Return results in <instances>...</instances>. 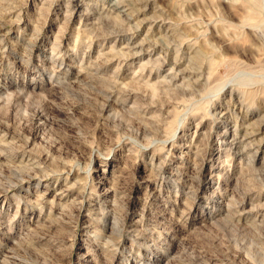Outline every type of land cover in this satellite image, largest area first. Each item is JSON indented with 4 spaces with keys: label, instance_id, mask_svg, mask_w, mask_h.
<instances>
[{
    "label": "rangeland",
    "instance_id": "rangeland-1",
    "mask_svg": "<svg viewBox=\"0 0 264 264\" xmlns=\"http://www.w3.org/2000/svg\"><path fill=\"white\" fill-rule=\"evenodd\" d=\"M132 1L0 0V264H264V0Z\"/></svg>",
    "mask_w": 264,
    "mask_h": 264
},
{
    "label": "bare ground",
    "instance_id": "bare-ground-1",
    "mask_svg": "<svg viewBox=\"0 0 264 264\" xmlns=\"http://www.w3.org/2000/svg\"><path fill=\"white\" fill-rule=\"evenodd\" d=\"M7 1V0H6ZM72 0H69V2H71ZM119 1V0H118ZM134 1V0H133ZM132 1V2H133ZM137 1V0H136ZM158 1V0H157ZM230 1V0H229ZM235 1V0H234ZM244 1H247V0H244ZM253 1H255V0H253ZM252 1V2H253ZM115 2H117V1H115ZM232 2H233V0H232ZM240 2H242V1H240ZM250 3V4H252L253 5V3L251 2V0H248L247 1V3ZM256 2V1H255ZM258 2L260 3V0H258ZM9 3V2H8ZM76 3V2H75ZM118 3V2H117ZM116 3V4H117ZM227 3V2H226ZM246 2H244V4H245ZM247 3H246V5H247ZM257 3V2H256ZM255 3V4H256ZM259 3H257V4H259ZM68 4V3H67ZM114 4V3H113ZM123 4V3H122ZM231 4V3H230ZM242 4H243V2H242ZM249 4V5H250ZM264 4V3H263ZM75 5V7L73 8V10H72V12H74L75 10H76V6H77V4H74ZM118 5V4H117ZM144 5H145V3H144ZM153 5V4H152ZM245 5V6H246ZM244 6V7H241L242 9L243 8H249V7H251V6ZM17 6V5H16ZM227 6H228V4H227ZM233 6V5H232ZM242 6V5H241ZM257 5H254V7H256ZM10 7V6H9ZM158 7H159V4H158ZM238 7V6H237ZM144 8V7H143ZM157 8V7H156ZM232 8H234V7H232ZM238 8H240V7H238ZM253 8V7H252ZM258 8V7H257ZM256 8V9H257ZM67 9V8H66ZM162 9V8H161ZM241 9V10H242ZM237 10V9H236ZM245 11H246V9H244ZM244 10H242L243 12H242V15L243 16H246L245 14H244ZM250 10H251V8H250ZM139 11V10H138ZM161 11V10H160ZM264 11V10H263ZM232 12V11H231ZM251 12H253V10H251ZM260 12H262V11H260ZM153 13V12H152ZM151 13V14H152ZM230 13V12H229ZM248 11H247V15H248ZM253 13H255V14H257L256 12H253ZM5 14V13H4ZM166 14V13H165ZM262 14H263V12H262ZM155 15H156V13H155ZM154 15V16H155ZM159 15V14H158ZM227 15V14H226ZM104 16V15H103ZM108 16V15H107ZM126 16H127V14H126ZM234 16V15H233ZM242 16V17H243ZM250 16H251V13H250ZM128 17V16H127ZM161 17V16H160ZM228 17H229V15H228ZM237 17V16H236ZM240 17V16H239ZM241 17V18H242ZM247 17V16H246ZM254 17H256V16H254ZM257 17H258V15H257ZM256 17V18H257ZM155 18V17H154ZM193 18V17H192ZM245 18V17H244ZM252 18V17H251ZM255 18V19H256ZM259 18H262V16L261 17H259ZM258 18V19H259ZM111 19H112V17H111ZM114 19V18H113ZM225 19V18H224ZM234 19V18H233ZM247 19H248V17H247ZM253 19V18H252ZM251 19V20H252ZM150 20H151V18H150ZM232 20V19H231ZM230 20V21H231ZM240 20V19H239ZM3 21H4V19H3ZM3 21H0V32L1 31H3V29H4V22ZM114 21V20H113ZM253 21V20H252ZM258 21V20H257ZM111 22V21H110ZM233 22V21H232ZM239 22V21H238ZM109 23V22H108ZM255 23H257V22H255ZM254 23V24H255ZM151 24V23H150ZM218 24V23H217ZM253 24V23H252ZM174 25V24H173ZM178 25V24H177ZM191 25V24H190ZM221 25H223V24H221ZM230 25V24H229ZM133 26V25H132ZM174 26H176V25H174ZM213 26V25H212ZM215 26V25H214ZM244 26V25H243ZM264 26V25H263ZM135 27V26H134ZM137 27V26H136ZM188 27V26H187ZM191 27V26H190ZM202 27V26H201ZM231 27V26H230ZM238 27V26H237ZM239 27H240V25H239ZM250 27V26H249ZM253 27V26H252ZM150 28V27H149ZM195 28V27H194ZM205 28V27H204ZM218 28H219V26H218ZM229 28V27H228ZM131 29V28H130ZM134 29V28H133ZM175 29V28H174ZM199 29V28H198ZM223 29H225V28H223ZM249 29V28H248ZM257 29V28H256ZM155 30V29H154ZM197 30V29H196ZM227 30V29H226ZM234 30V29H233ZM230 31V30H229ZM4 32V31H3ZM156 32V31H155ZM202 32V31H201ZM200 32V33H201ZM179 33V32H178ZM196 33V32H195ZM219 33H221V32H219ZM218 33V34H219ZM151 34V33H150ZM176 34H177V32H176ZM175 34V35H176ZM182 34V33H181ZM180 34V35H181ZM221 34H223V33H221ZM215 35V34H214ZM253 35H254V33H253ZM192 36V35H191ZM160 37H162V36H160ZM159 37V38H160ZM176 37V36H175ZM189 37V36H188ZM187 37V38H188ZM234 37V36H233ZM243 37V36H242ZM241 37V38H242ZM170 38V37H169ZM184 38H185V36H184ZM183 38V39H184ZM237 38V37H236ZM141 39H143V38H141ZM148 39V38H147ZM172 39V38H171ZM170 39V40H171ZM177 39V38H176ZM179 39V38H178ZM239 39V38H238ZM128 40V39H127ZM156 40V39H155ZM237 40V39H236ZM154 41V40H153ZM178 41V40H177ZM148 42H150V41H148ZM204 42V41H203ZM209 42V41H208ZM232 42V41H231ZM128 43H130L131 44V46H132V44H134L135 43V41L132 39L131 41H129ZM154 43V42H153ZM171 43V42H170ZM123 44V43H122ZM126 44V43H125ZM151 44V43H150ZM187 44V43H186ZM191 44V43H190ZM189 44V45H190ZM194 44V43H193ZM206 44V43H205ZM2 46H3V44H2ZM135 46V45H134ZM4 47V46H3ZM150 47V46H149ZM177 47V46H176ZM187 47V46H186ZM124 48V47H123ZM136 48V47H135ZM190 48V47H189ZM209 48V47H208ZM145 49V48H144ZM264 49V48H263ZM118 50V49H117ZM125 50V49H124ZM131 50V49H130ZM193 50H194V48H193ZM192 50V51H193ZM208 51H209V49H207ZM123 51V50H122ZM137 51V50H136ZM144 51V50H143ZM172 51H174V50H172ZM176 51H177V49H176ZM188 51V50H187ZM196 51V50H195ZM201 51V50H200ZM198 52V50L196 51V53ZM260 52V51H259ZM264 52V51H263ZM117 53V52H116ZM118 53H122V52H118ZM261 53V52H260ZM193 54V53H192ZM191 54V55H192ZM219 54V53H218ZM123 55V54H122ZM189 55V54H188ZM187 55V56H188ZM196 55V54H195ZM205 55V54H204ZM214 55H215V53H214ZM254 55V54H253ZM260 55V54H259ZM193 56H194V54H193ZM208 56V55H207ZM256 56H257V54H256ZM190 57V56H189ZM197 57V56H196ZM203 57V56H202ZM251 57V56H250ZM254 57V56H253ZM252 57V58H253ZM157 58V57H156ZM176 58V57H175ZM200 58V57H199ZM252 58H250V60L252 59ZM152 59V58H151ZM202 59V58H201ZM249 59V58H248ZM262 59V58H261ZM155 60V59H154ZM254 60V59H253ZM149 61V60H148ZM170 61H171V59H170ZM175 61V60H174ZM199 61V60H198ZM210 61V60H209ZM262 61V60H261ZM152 62H154V61H152ZM157 62V61H156ZM200 62H202V61H200ZM199 62V63H200ZM254 62V61H253ZM174 63V62H173ZM198 63V62H197ZM155 64V63H154ZM264 64V63H263ZM91 65V64H90ZM158 65V64H157ZM156 65V66H157ZM210 66V65H209ZM191 67V66H190ZM204 67H205V65H204ZM213 67V66H212ZM188 67H186L185 69H187ZM183 69V68H182ZM208 68H206V70H207ZM210 69V68H209ZM212 69V68H211ZM181 70V69H180ZM211 71V70H210ZM208 73V72H207ZM175 74V73H174ZM174 74H173V76H174ZM162 75V74H161ZM195 75V74H194ZM160 76V75H159ZM187 76V75H186ZM192 76V75H191ZM204 76V75H203ZM208 77V76H207ZM172 78V77H171ZM178 78V77H177ZM185 78V77H184ZM183 78V79H184ZM157 79V78H156ZM173 79V78H172ZM171 79V80H172ZM196 79V78H195ZM60 80V79H59ZM110 80V79H109ZM180 80H181V78H180ZM114 81V80H113ZM155 81V80H154ZM99 82V81H98ZM111 82H112V80H111ZM149 82V81H148ZM158 82V81H157ZM170 82V81H169ZM176 82V81H175ZM180 81H178L177 83H179ZM203 82V81H202ZM165 83H167L166 81H165ZM182 83V82H181ZM183 83H185V82H183ZM187 83V82H186ZM185 83V84H186ZM67 84V83H66ZM174 84V83H173ZM173 84H171L172 86H173ZM224 84H226V83H224ZM260 84V83H259ZM63 85V84H62ZM107 85V84H106ZM117 85V84H116ZM115 85V86H116ZM175 85V84H174ZM187 85V84H186ZM190 85V84H189ZM189 85H187L188 87H190ZM196 85V84H195ZM65 86V85H64ZM125 86V85H124ZM152 86V85H151ZM161 86V85H160ZM170 86V85H169ZM185 87V85L183 86V88L181 87V85H180V83L177 85V92H178V89L179 90H181L180 92H182V90H184V87L185 88H188V87ZM192 86V85H191ZM107 87V86H106ZM164 86H162V88H163ZM166 87H168V86H166ZM101 88V87H100ZM108 88H110V87H108ZM120 88V87H119ZM145 88V87H144ZM173 89L175 88V87H172ZM198 88V87H197ZM99 89V88H98ZM107 89V88H106ZM111 89V88H110ZM137 89V88H136ZM167 89V88H166ZM176 89V88H175ZM130 90H131V88H130ZM191 90V89H190ZM252 90V89H251ZM125 91V90H124ZM134 91H135V89H134ZM134 91L133 90H131V91H128V89H126V92H125V95L126 94H129L130 96L131 95H133L134 96ZM154 91V90H153ZM162 91H163V89H162ZM162 91H161V93H162ZM170 91V90H169ZM168 91V92H169ZM231 91H232V89H231ZM243 91V90H242ZM255 91V90H254ZM257 91V90H256ZM106 92H108V91H106ZM141 92V91H140ZM150 92V91H149ZM165 92V91H164ZM190 92V91H189ZM196 92H197V90H196ZM246 92V91H245ZM244 92V93H245ZM111 93V92H110ZM115 93V92H114ZM124 93V92H123ZM144 93V92H143ZM148 93V92H147ZM154 93V92H153ZM171 93V92H170ZM183 93H184V91H183ZM192 93V92H191ZM142 94V93H141ZM148 94H150V93H148ZM147 94V95H148ZM175 94H176V92H175ZM179 94V93H178ZM123 95V94H122ZM256 95V94H255ZM132 96V97H133ZM178 96H180V95H178ZM183 96V95H182ZM250 96V95H249ZM230 97V96H229ZM236 97V96H235ZM143 98V97H142ZM182 98V97H181ZM150 99V98H149ZM178 99V98H177ZM183 99V98H182ZM181 100V99H180ZM229 100V99H228ZM150 100H148V102H149ZM153 101V100H152ZM178 102V101H177ZM243 102V101H242ZM139 103V102H138ZM143 104V103H142ZM153 105V104H152ZM163 105V104H162ZM167 105V104H166ZM161 106V105H160ZM160 106H159V108H160ZM199 106V105H198ZM44 107V106H43ZM196 107V106H195ZM50 108V107H49ZM103 108V107H102ZM105 108V107H104ZM107 108V107H106ZM171 108H173V107H171ZM41 110V109H40ZM50 110V109H49ZM100 110V109H99ZM107 110V109H106ZM168 110V109H167ZM196 110V109H195ZM46 112V111H45ZM47 112H48V110H47ZM173 112V111H172ZM169 113V112H168ZM207 113V112H206ZM98 114V113H97ZM132 114H133V112H132ZM137 114V113H136ZM135 115V114H134ZM133 115V116H134ZM139 116H140V114H139ZM157 116V115H156ZM161 116V115H160ZM162 116H163V114H162ZM169 116V115H168ZM44 117H45V115H44ZM121 117H122V115H121ZM152 117V116H151ZM158 117V116H157ZM156 117V118H157ZM51 118L52 117H50V115L47 113V116H46V119L47 120H51ZM54 118V117H53ZM119 118V117H118ZM145 118V117H144ZM159 118V117H158ZM163 118V117H162ZM259 118V117H258ZM147 120V119H146ZM182 120H184V119H182ZM136 121V120H135ZM139 121V120H138ZM149 121H150V118H149ZM156 123H155V122ZM161 121H162V119H161ZM151 122V123H150ZM149 123V125H148V121H147V123L145 124V126H143L142 127V133L141 134H144V136L146 135V134H149L150 132H151V130H154V132H155V129L157 130L158 128H159V126L157 125V121H156V119L155 120H153V121H150ZM159 123V122H158ZM167 123V122H166ZM235 123V122H234ZM160 124V123H159ZM227 124V123H226ZM5 125V124H4ZM3 125V126H4ZM146 125H148V126H146ZM214 125V124H213ZM216 125V124H215ZM158 126V127H157ZM170 126V125H169ZM173 127V126H172ZM152 128V129H151ZM171 128V127H170ZM245 128V127H244ZM160 129V128H159ZM173 129V128H172ZM227 129V128H226ZM162 130V129H161ZM231 130H233V129H231ZM250 130V129H249ZM140 131V130H139ZM259 131V130H258ZM224 132V131H223ZM163 133V132H162ZM262 133H264V132H262ZM152 134V133H151ZM245 134V133H244ZM243 134V135H244ZM248 134V133H247ZM139 135V134H138ZM157 135H159V134H157ZM228 135L229 136H231V138L227 141V143H228V145H229V149L230 150H235L236 148H237V146H238V144L240 145L241 144V142H243L244 141V137H239V136H237L236 135V133L235 132H232V134H231V131L229 130L228 131ZM262 135V134H261ZM244 136H246V135H244ZM252 136V135H251ZM157 137V136H156ZM170 137H172V135L170 136ZM248 137H250V136H248ZM147 138V137H146ZM159 138V137H158ZM4 139V138H3ZM160 139V138H159ZM166 141V140H165ZM164 141V142H165ZM149 142V141H148ZM245 142V141H244ZM255 142V141H254ZM9 144V143H8ZM244 144V143H243ZM157 147V146H156ZM257 150V149H256ZM256 150H254L255 151V153H256ZM251 152V151H250ZM235 153V152H234ZM248 154V153H247ZM254 155H252V161H253V164H254ZM33 157H31V159H32ZM19 161V160H18ZM25 161V160H24ZM27 161V160H26ZM37 162V161H36ZM34 164H35V162H34ZM32 165V164H31ZM163 165V164H162ZM18 166V165H17ZM26 166H28V165H26ZM160 166V165H159ZM88 167V166H87ZM17 168V167H16ZM21 168V167H20ZM37 168V167H36ZM13 169V168H12ZM38 169V168H37ZM42 169V168H41ZM39 170V169H38ZM45 171H46V169H45ZM168 171V170H167ZM165 168H163L162 166H161V168H160V176H162V175H164L165 174ZM157 173V172H156ZM34 174L36 175L37 174V172H34ZM20 175V174H19ZM26 175L27 176H29V177H31V175H32V173H29L28 172V174L26 173ZM163 177V176H162ZM165 178V177H164ZM162 179V178H161ZM30 180V179H29ZM19 181V180H18ZM256 182V181H255ZM14 186H15V184H13ZM11 186V185H10ZM8 187H9V185H8ZM4 189H7V188H4ZM53 189V188H52ZM69 189H71V188H68V187H66L65 189H61L60 190V192L61 193H65L66 192V194L68 193L67 191H69ZM214 190V189H213ZM3 191V190H2ZM107 192V191H106ZM215 192V191H214ZM83 193H84V190H82V192H81V195L83 196ZM217 193V192H216ZM79 194V193H78ZM95 194V193H94ZM114 194H115V192H114ZM113 194V195H114ZM39 196V195H38ZM64 196V195H63ZM81 196V197H82ZM97 196H98V194H97ZM112 196V195H111ZM84 197V196H83ZM99 197V196H98ZM76 198H78V197H76ZM96 200V198L95 197H93V200ZM102 199V198H101ZM100 199V200H101ZM78 200H79V198H78ZM89 201V200H88ZM87 201V202H88ZM98 201V200H97ZM102 201V200H101ZM106 201V200H105ZM78 203H79V209H81V207H82V205H83V199H80L78 202H77V205H78ZM115 199L113 200V203H111V204H109V205H105V206H99V209L97 208V214H99L97 217H96V219L97 220H101V222H98L97 221V224H98V226L99 225H101V232H97L98 234L96 235V236H98V237H103V238H105V240L103 241V242H105V244L103 243V245H102V247H105V245H106V247L107 246H109V245H111V246H116L117 245V247L116 248H118V246H120V247H122V245H120L121 244V241H122V238H125V234H128V231H126L125 230V218L124 217H121V216H119V215H116V210H115ZM62 204V203H61ZM90 201L88 202V206L89 207H87L88 208V211H90V210H92L94 207L92 206H90ZM117 204V203H116ZM95 205H96V203H95ZM97 205H98V203H97ZM113 205V206H112ZM87 206V205H86ZM108 207H111V209H109ZM96 209V208H95ZM94 211V210H93ZM142 215V214H141ZM68 217V216H67ZM52 218V217H51ZM237 218V217H236ZM74 221V220H73ZM46 223V222H45ZM38 225H39V223H38ZM37 225V226H38ZM76 225V224H75ZM45 226H47V225H45ZM49 226V225H48ZM106 228H107V233H104V230H106ZM132 227H130V229H131ZM129 229V230H130ZM132 229H134V228H132ZM35 230V229H34ZM135 230H137L136 228H135ZM37 233H38V235L37 236H39V237H41V238H46L47 236H49V230H48V228H45L44 226L43 227H38V229H36L35 230ZM133 232V231H132ZM132 232H131V234H132ZM137 232V231H136ZM35 233V232H34ZM36 233V234H37ZM139 233V232H138ZM142 233H144L143 231H142ZM106 234H108V235H106ZM140 234H141V231H140ZM140 234H138V235H140ZM135 235V234H134ZM128 236V235H127ZM133 236V235H132ZM141 236H143V235H141ZM145 236V235H144ZM146 237V236H145ZM144 239H147V238H144ZM143 239V240H144ZM139 240V239H138ZM142 240V241H143ZM144 242V241H143ZM133 243V242H132ZM139 243V242H138ZM137 243V244H138ZM142 243V242H141ZM143 244V243H142ZM146 244H147V242H146ZM141 245V244H140ZM140 245H139V247H140ZM144 246H145V243L143 244ZM148 245V244H147ZM142 246V245H141ZM119 247V248H120ZM14 248H15V246H14ZM115 248V249H116ZM131 248V247H130ZM146 248V247H145ZM58 249V248H57ZM115 249H114V251H115ZM7 252H3L4 253V255L6 256V258L5 259H7V261H8V263L9 264H14V263H19V264H25L22 260H21V252H23L24 254H27V257L29 258L28 260H30V258L32 259V261H35L34 263H30V264H41V261L39 260V259H36V258H38V257H40L39 256V254H37L33 249H31V247H29V246H21V247H18V248H15V249H8L7 248ZM118 250V249H117ZM183 251V250H182ZM204 251V250H203ZM116 252V251H115ZM146 253V252H145ZM23 254V255H24ZM42 254V253H41ZM202 254V253H201ZM43 255V254H42ZM46 255V258L48 257L49 258V261H50V259H51V261H53V262H51V263H48V264H56V262L57 261H61V260H63L64 258L66 259V254H64L63 252L61 253V252H58V250H53V249H51V250H49V252L48 253H46L45 254ZM24 258L26 257V255L25 256H23ZM26 257V258H27ZM180 257V256H179ZM178 257V258H179ZM26 258H25V260H26ZM4 259V258H3ZM37 260H39V262L37 261ZM27 261V260H26ZM31 261V260H30ZM29 261V262H30ZM31 261V262H32ZM55 261V262H54ZM28 262V263H29ZM180 262V261H179ZM183 262V261H182ZM43 264H46V263H43Z\"/></svg>",
    "mask_w": 264,
    "mask_h": 264
}]
</instances>
